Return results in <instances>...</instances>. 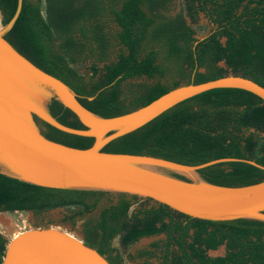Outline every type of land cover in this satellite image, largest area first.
<instances>
[{"label":"trees","instance_id":"obj_1","mask_svg":"<svg viewBox=\"0 0 264 264\" xmlns=\"http://www.w3.org/2000/svg\"><path fill=\"white\" fill-rule=\"evenodd\" d=\"M171 1L23 0L4 38L35 65L64 81L85 108L102 117L145 105L180 84L229 72L264 86V0H182L181 10L169 14ZM16 5L17 0H0L4 25ZM200 13L212 25L202 39L193 28ZM86 62L92 64L87 75L74 67ZM48 110L58 122L85 129L76 114L55 98ZM40 126L47 138L69 146L86 148L93 142L92 137L44 122ZM102 150L148 154L189 165L236 157L264 166V101L240 88L209 89L109 141ZM169 173L188 181L182 174ZM198 174L225 186L264 180V169L243 161L218 162ZM106 194L117 199L101 204ZM68 207L76 210L65 220L82 219L83 241L112 264H123L111 244L115 237L127 247L158 235L163 238L139 254L157 257L159 264H264L263 220L195 218L147 197L46 187L0 172V212L40 214ZM86 214L93 216L84 219ZM7 242L0 233V264ZM220 246L223 254H208Z\"/></svg>","mask_w":264,"mask_h":264},{"label":"water","instance_id":"obj_2","mask_svg":"<svg viewBox=\"0 0 264 264\" xmlns=\"http://www.w3.org/2000/svg\"><path fill=\"white\" fill-rule=\"evenodd\" d=\"M22 1L17 0L15 12L5 25L0 14V172L46 187L147 197L195 218L264 221V180L225 186L209 183L198 174L203 167L226 161H243L264 169L254 160L225 157L189 165L148 154L102 150L109 141L203 91L240 88L264 101V86L229 72L199 83L180 84L128 112L99 116L85 108L64 81L35 65L4 38L19 16ZM220 64L225 65L224 61ZM52 98L73 111L85 129L58 122L48 110ZM40 122L67 133L92 137L93 142L89 147L78 148L51 140L42 133ZM169 172L182 174L188 181ZM1 264L112 263L83 239L58 227L38 226L20 231L8 240Z\"/></svg>","mask_w":264,"mask_h":264},{"label":"rangeland","instance_id":"obj_3","mask_svg":"<svg viewBox=\"0 0 264 264\" xmlns=\"http://www.w3.org/2000/svg\"><path fill=\"white\" fill-rule=\"evenodd\" d=\"M182 0H172L167 8L169 14H174L181 10ZM195 36L200 38L207 35L212 25L204 17L202 13L199 14V18L195 24ZM75 69L81 74H89L91 72L92 64L90 62L77 63L74 65ZM146 81V79H134L132 82ZM150 82V80H148ZM108 199L116 200L117 197L113 194H106L101 199V204L106 202ZM74 207L68 208H55L40 214H35L31 211H14V212H0V233L7 239L10 240L16 233L23 231L27 228L38 227V226H54L65 230L78 238H83L82 232V219H78L74 222L65 220L66 216L71 214ZM94 213H97L94 212ZM93 213V214H94ZM93 214H86L84 219H88ZM163 235L143 237L138 241L132 243L127 247H122L119 243L118 237L112 240V246L116 247L122 256L123 264H159L157 257L140 256V251L151 250L150 244L154 241L161 240ZM223 246H220L216 250H209L208 254L211 256L223 254ZM158 254V253H157Z\"/></svg>","mask_w":264,"mask_h":264}]
</instances>
